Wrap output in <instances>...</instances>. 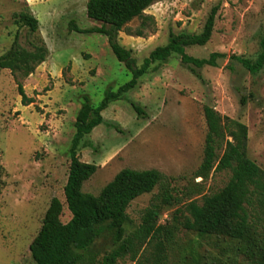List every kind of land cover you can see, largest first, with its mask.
I'll return each mask as SVG.
<instances>
[{
    "label": "rangeland",
    "instance_id": "374dc122",
    "mask_svg": "<svg viewBox=\"0 0 264 264\" xmlns=\"http://www.w3.org/2000/svg\"><path fill=\"white\" fill-rule=\"evenodd\" d=\"M38 0L45 5L37 35L48 49L44 63L26 79L8 70L0 73V264H35L29 246L38 234L53 198L63 206L62 223L71 219L64 197L69 172V148L76 115L88 98L97 107L108 90L116 91L132 79L100 34L77 33L99 27L87 18L88 0ZM72 4V3H71ZM219 7L210 41L185 48L193 58L212 53L226 55L217 67L193 75L172 55L153 65L137 87L102 112L103 124L86 136L78 157L97 167L82 191L97 196L124 169L156 170L170 179L172 201L157 209L162 241L168 240L165 264H257L247 243L224 236L200 237L183 223L187 206L202 204L203 196L221 191L231 172L197 177L204 157L207 124L203 108L247 128V156L264 171V69L251 75L232 57L255 59L264 36V0H166L145 11L152 20L135 19L119 34V43L131 51L138 67L169 34H199L211 9ZM29 9L27 0H0V56L18 44L31 51L35 36L14 23L13 15ZM67 8V9H66ZM141 31L143 36L137 37ZM156 67L157 69H153ZM19 86L32 103L24 106ZM131 103L143 110L138 117ZM117 126L119 132L113 127ZM223 150L217 152L221 156ZM159 189L134 200L127 209V234L149 222ZM259 231L256 238L263 236ZM155 241L116 264H153ZM116 248L109 233L100 237L83 264H98ZM254 249V248H253Z\"/></svg>",
    "mask_w": 264,
    "mask_h": 264
},
{
    "label": "trees",
    "instance_id": "16d2710c",
    "mask_svg": "<svg viewBox=\"0 0 264 264\" xmlns=\"http://www.w3.org/2000/svg\"><path fill=\"white\" fill-rule=\"evenodd\" d=\"M164 1L166 0H88L86 16L100 26L80 30L74 22L69 24L74 32L105 36L113 55L132 73V79L116 91L108 90L97 107L88 98L84 99L74 123L75 133L69 148V172L63 190L71 219L66 224L62 223L63 206L58 199L53 198L40 230L29 246L35 264H83L89 258L88 253L95 242L106 233L111 235L116 248L104 255L98 264H116L127 255H131L134 260L138 250L153 241L156 248L152 254L153 264H165L164 253L168 240L162 241L163 228L156 226V211L173 199L170 194V179L156 170L124 169L94 196L84 193L82 188L96 173L97 167L81 162L78 157L81 145L86 146L83 143L85 137L103 124L102 112L134 90L139 79L147 74L151 66L165 64L176 54L180 57L181 64L200 78L198 70L217 67V61L226 58L224 54L212 53L208 58L198 59L185 53L187 47H203L210 41L219 10L215 6L199 34L170 33L168 43L155 48L138 67L131 51L119 43V34L135 19L152 20V17L145 16V11ZM13 19L16 25L28 28L30 34L35 36V43H32L33 49L28 51L18 44L17 34L9 50L0 56V73L8 70L12 75L26 79L46 61L48 49L43 38L37 35L39 23L30 9L14 14ZM136 36L142 37L143 34L138 31ZM260 48L261 51L253 60L243 57L231 59L251 75H257L264 69V36L260 41ZM18 90L23 105H30L32 99L26 96L21 86ZM131 107L138 117L143 116V110L139 106L131 103ZM203 112L208 131L197 177L206 179L212 171L228 170L231 178L221 191L203 196L201 205L191 202L187 206L190 217L182 225L187 231L195 232L200 237L217 235L246 242L249 253L256 251L258 254L257 264H264V234L256 238L259 231L264 233V171L247 156V128L239 122L221 117L209 106H205ZM113 127L119 132L117 126ZM220 150H223L221 156L217 154ZM155 188L159 189V193L149 210L150 221L127 234V209L130 204L137 198L152 193Z\"/></svg>",
    "mask_w": 264,
    "mask_h": 264
},
{
    "label": "crops",
    "instance_id": "0c3cea01",
    "mask_svg": "<svg viewBox=\"0 0 264 264\" xmlns=\"http://www.w3.org/2000/svg\"><path fill=\"white\" fill-rule=\"evenodd\" d=\"M27 3H28V7H29L32 15L38 20L39 25H40L42 19H46L49 22L54 20L53 18H51V21L48 20V15L45 12V5H43V3L38 2V0H27ZM67 4H68L67 7H73L74 6L72 0ZM85 11H86V5H85ZM85 14H86V12H85Z\"/></svg>",
    "mask_w": 264,
    "mask_h": 264
}]
</instances>
